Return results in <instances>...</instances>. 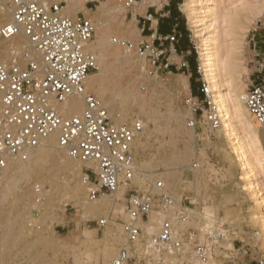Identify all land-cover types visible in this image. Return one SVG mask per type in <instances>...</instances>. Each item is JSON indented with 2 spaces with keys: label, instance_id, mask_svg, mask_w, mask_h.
<instances>
[{
  "label": "bare ground",
  "instance_id": "bare-ground-1",
  "mask_svg": "<svg viewBox=\"0 0 264 264\" xmlns=\"http://www.w3.org/2000/svg\"><path fill=\"white\" fill-rule=\"evenodd\" d=\"M84 1L66 0L68 4L62 9L66 14L72 15L77 11H82L95 25L94 35L85 47L96 56L98 70L96 73L88 75L83 94H91L96 97L108 109L114 122H122L128 118H133L131 114L135 113L141 123H143L142 129L138 132L132 144L136 172L131 181L122 184L115 193L104 194L96 199H90L86 185L83 183V174L73 168L76 165L84 167L85 164L69 157L63 149L57 147L54 135L48 137L43 144L34 148L26 159H9L7 165L0 169V205L12 199L14 206L10 213H4L0 210V264H14L16 257L22 264H39L37 263L39 260L37 254L31 253L37 244L41 243L47 248L66 246L65 244L61 246L60 243L54 240L51 226L49 227L47 224L38 229L35 222L33 223L29 217L30 210L32 208L38 209L39 207L38 220L40 223L49 221L51 225L54 221H61V218L55 212L60 202L77 208L81 218L96 217L97 224L100 227H104V236L100 240L96 239L95 236H90L93 234L90 231L84 230V234L90 236L89 241L98 246L94 263L92 264H109L108 260L110 261L117 254L119 246L121 248H130V256L135 252H141L146 254V256L150 253L157 259L163 254L164 264H199L194 257L195 241L211 243L214 251L219 252L220 248L223 247L221 243L225 241L226 236L222 240L212 241L206 237L204 229H198L196 235L190 233L191 239L187 241L185 234L187 233V226L191 223L189 215L193 214L192 210L188 209V219L185 221L180 220L172 212V208L179 206L180 209L181 199L176 194L182 188L180 185L181 178L185 171L188 169L195 172L201 170V167L194 169L190 165H185L189 159L191 148L185 147L184 150H178L176 145V142L180 140L189 145L195 139L196 129L194 126L196 123L194 126L189 125V121L194 117L192 106L189 105L187 108L182 109L176 104L177 95L167 91L166 86L161 81L148 75L139 76L140 70H145L144 57H138V55L136 57L135 54L137 52L135 50L127 53L122 50L124 47L113 42L115 38L130 39L134 44L137 43L141 35L133 23L134 14L129 22L125 15L127 11H133L139 5L145 8L150 0H141V2L136 0L131 7L126 6L127 0H101L93 10L86 8ZM194 2L195 0H187L183 7L189 11V21L193 28H196L199 26L200 19L196 18L195 14L197 11L193 8ZM212 2L214 3V1ZM10 17L11 14L8 11L0 13V25L8 22ZM193 35L197 45L199 68L210 93L212 104H214L220 119L219 128L204 127L203 129L206 132L208 142H210V134L220 135L221 130L228 127L227 120L229 118V112L219 93L220 80L218 78V70L213 67L218 50V41L215 34H209L204 37L202 33L195 30ZM24 49H29L33 56H36V53L22 33L9 38L0 37V62L15 60L19 64L24 65L25 60L21 57ZM122 52H125L126 55L122 56ZM134 56L136 57L135 59ZM232 79L234 81L233 90L236 92L237 117L245 120L244 125L254 139L264 141V131L262 135H258L257 122L253 120L254 117L246 108L243 100L245 91L239 87L235 76L234 78L232 76ZM140 81L147 82V89L143 94L138 92V83ZM180 81L182 88L188 91L189 83L186 78L181 77ZM83 94H72L63 103H56L58 113L63 116L80 113L84 103ZM162 101L165 102L166 107V114L164 115L158 110V106ZM185 116H190L192 119L186 122ZM164 132H168L169 139L167 141H161L158 137ZM259 136L261 137L260 139ZM155 146L158 149L167 148L168 154L164 157L158 153L147 154L148 157L145 156L138 161L137 155L144 154V151H148ZM239 147L235 148V152L237 161L239 160L240 163L242 178L247 181V183L245 182L246 185H252V177L256 167L253 168L251 164L252 161H255V158H248L246 151ZM256 159L264 169V146L263 151H259ZM49 160L50 163L46 165L45 162ZM157 166L165 168L158 173L156 171L154 174L148 172L151 168L154 169ZM57 169L69 170L73 179L65 180L63 186L53 184L46 191L44 184L51 179L52 175L54 176ZM78 175L80 176L79 180L77 179ZM150 178H158L162 187H158L154 183L149 185L151 183L148 184L147 181L148 179L150 181ZM33 180L35 182L32 183ZM5 181L8 182L6 188L3 186ZM151 181L153 182V180ZM261 184L263 183L261 182ZM35 185L44 188L38 194L40 199L37 202H35V199L34 201L26 200L25 198L35 194ZM239 185L241 187L242 185L245 186L244 183ZM132 186H138L140 191H150L154 196L148 213V220H138V225L144 231L141 234V239L144 238L145 242V245L140 249L141 239L130 247L126 245L123 225L117 223V219H124L125 221L128 219L122 201L126 190ZM262 186H258L255 197L257 194L260 195L259 193L263 189ZM22 187L27 192H21L20 189ZM161 191L173 198V205L159 204L158 200H160ZM30 193L32 194L30 195ZM157 196L158 198H155ZM259 199L258 201L256 200L257 206L249 209L248 219L252 223L254 232H248L247 235H250L249 237L251 238V243L254 242V247L255 245L258 247L256 243H260V248L258 247L256 252L258 257L264 259V253H261V251H264V215L262 214L264 212L259 210ZM165 219L171 222L172 230L179 241H181V245L170 253L158 248L146 250L145 248L148 247L151 236L158 233L160 225ZM101 221H103V224H100ZM27 236H31V240H28ZM193 239L195 241H192ZM58 242L60 241L58 240ZM153 257L152 259L154 260ZM144 260L148 262L149 259L145 258ZM125 264H129L128 261Z\"/></svg>",
  "mask_w": 264,
  "mask_h": 264
},
{
  "label": "built area",
  "instance_id": "built-area-1",
  "mask_svg": "<svg viewBox=\"0 0 264 264\" xmlns=\"http://www.w3.org/2000/svg\"><path fill=\"white\" fill-rule=\"evenodd\" d=\"M135 1L127 0L126 6L131 7ZM66 3V0H0V13L8 11L11 14L9 21L0 25V37L22 33L36 53L34 57L29 49H24L21 53L24 65L15 60L0 62V169L9 159H26L34 148L54 135L57 147L85 164L83 183L89 198L96 199L115 193L122 184L131 181L136 172L132 144L142 123L135 118L114 122L108 109L96 97L83 94L88 75L98 70L96 56L85 47L94 35L95 25L82 15L66 14L62 10ZM151 17V13L147 14L146 20L150 21ZM179 36L173 28L165 35L153 31L149 42L134 44L115 38L113 42L135 50L139 56L156 54L158 57L164 51L163 48L158 51V48L164 43L177 54L174 45ZM248 46L252 53L253 79L246 87L243 100L249 113L264 128V31L259 35L254 28ZM180 54V66L185 67L187 62ZM168 67L169 63L165 62L158 68ZM199 92L207 107L204 112L207 125L215 129L220 124L219 114L204 80L200 82ZM72 94H83V109L78 114L63 116L56 110V103H63ZM186 102L192 106L193 113L200 109L199 99L192 93ZM195 123L194 119L189 121L190 126ZM157 186L162 187L161 182ZM42 189L34 186L36 194ZM128 189V219L123 223V231L126 245L130 247L141 239L138 220L147 218L154 196L150 191ZM161 198L166 205L173 202L166 193H162ZM188 209L180 203V220L187 219ZM200 213L206 222L203 227L206 237L212 241L224 239L227 231L222 228V220ZM180 245L171 222L165 219L145 249L158 248L170 253ZM129 249L120 248L109 264H125L130 259ZM213 253L211 243L196 242L194 245V257L199 264H235L231 257H224V261L219 262ZM243 254L248 258L244 264H264L263 258L250 256L247 246Z\"/></svg>",
  "mask_w": 264,
  "mask_h": 264
},
{
  "label": "rangeland",
  "instance_id": "rangeland-1",
  "mask_svg": "<svg viewBox=\"0 0 264 264\" xmlns=\"http://www.w3.org/2000/svg\"><path fill=\"white\" fill-rule=\"evenodd\" d=\"M137 1L141 2V0ZM180 1V8L185 19V26L187 27L186 38L190 49V53H188L187 56L191 57L193 55V57L191 58L192 62L188 61V59L183 55L182 59L183 61L187 62V66L181 67L180 52L177 51V54H175L173 51H171L170 45L164 43L165 45H163V47L158 48V51H160L161 48H163L164 50L163 53H161L158 57L156 56V54H148L149 52L146 53L148 55H146L147 57L144 56L145 70H140L139 76L148 75L152 78L158 79L166 86L167 91L177 95L176 104L182 109L187 108L189 105L187 104L186 100L189 94L192 93L191 82L194 81V84H196V88L199 92L200 82L201 80H204L202 72L199 68L197 45L193 35L194 31H199L204 35V37L209 34H215L217 36L218 50L213 67L218 70V78L220 80L219 93L221 94L223 102L227 107V111L229 112V118L227 120L228 127L226 129H222L220 135H215L214 133L210 134V142H208L206 132H204L203 130L204 127L209 128L204 113L207 107L206 104L202 101L201 94H193L194 96L198 97L200 102V109H198V111L193 114V119L196 121V125L194 126L196 129L195 139L189 145L181 140L177 141L176 145L178 150H184L185 147H190V156L185 165H190V167H193L194 169H198L199 167H201V170L195 172L188 169L185 171L181 178L180 185L182 186V188L179 189L176 196L178 195V197H180L181 199L180 202L183 205H187L193 212L191 216L189 215L191 223L189 226H187L186 229L187 233L185 234V237L187 241L191 239L190 233L196 235L197 230L203 229L206 223L200 212L220 218L224 224L222 228L227 231L226 239L221 243L223 247L220 248V250L222 251H214L213 257L219 262H223L224 257H231L233 263L244 264L248 259L243 254V249L245 248V246L250 248V256L257 258L258 253L256 252V250L260 245V243H256L258 247H256V245L254 247V242L251 243V238L249 237L250 235L247 234L248 232H254L252 223L248 219V212L249 209H253V206H257L256 204L258 198L261 199H259V210L260 212H264V201H262L264 200V169L261 166V163L256 159L259 151H263L264 141H258L254 139L244 125L245 120L241 117H237V106L235 101L236 92L233 90L234 81L232 79V76L233 78L234 76L236 77L239 87L243 88L242 90L244 91L246 90V87L249 84L250 80L253 79V77L251 76L252 53L248 46V38L254 28L259 31V35L261 34V31H264V0H195L193 8L197 11V13L195 14L196 18L200 19L199 26L196 28H193L189 21V11L184 9L183 7L184 3L187 0ZM212 1H214V3ZM162 3L163 0H150L148 2V4H155L158 7H160ZM97 5L98 3L93 4L90 7L93 10ZM133 13L137 14L130 11L126 12L125 16L128 22L131 21ZM138 19L139 16L136 15L135 19L133 20L134 25L141 35L137 42H149L151 33L143 37L144 35H146V29L141 24H137L136 20ZM129 41L131 40L129 39ZM156 45L157 44L155 43V46ZM174 47L177 50L176 44L174 45ZM122 50L126 51L127 53L130 51H134L133 49H128L126 47L122 48ZM123 55H126V53L122 52V56ZM137 55L138 54H135L136 57ZM135 56L134 59L136 58ZM153 61H155V63H153ZM165 62L169 63V67L167 69L162 70L158 68L160 64H164ZM96 72L97 71L93 73ZM193 72H195L196 74V76L194 77H192ZM181 77H185L187 82L189 83L188 91L182 88V83L180 81ZM146 83V81H140L138 83L139 93L143 94L146 92ZM158 110L163 115L166 114L164 101L159 104ZM131 115L133 118L138 119V116H136L135 113H132ZM129 119L131 118H128L126 120ZM184 119L186 120V122H188L192 118H190V116H185ZM256 125L258 135H262L264 128L259 126L258 123ZM226 133L229 135L227 136ZM158 137L161 141H167L169 139L168 132H164ZM260 138L261 137L259 136V139ZM238 146L242 147V149L246 151L248 158H255V161H252L251 164L253 168L256 167L254 168L252 185H246L247 181L242 178L240 163L239 160L237 161L235 152V148ZM154 153H158L159 155L164 157L168 154V150L167 148L158 149L155 146L154 148H150L148 151H144V154L137 155L136 158L139 161V159H143L145 156L148 157V155ZM49 163L50 160L45 162L46 165H48ZM73 168L78 170V172L80 171L81 173H83V166L81 167L76 165ZM164 168L165 167L163 166H157L154 169L151 168V170L148 172L154 174L156 171L158 173ZM152 169L155 171H153ZM71 175L72 174L69 170L57 169L54 173V176L52 175L51 179L46 181V183L44 184V188L47 191L53 184L63 186L65 180L73 179V176ZM79 178L80 176L78 175L77 179L79 180ZM150 179L153 180V182L151 180L150 182L148 179V184L151 183L149 185L161 182L158 178ZM33 182H35V180H33L32 183ZM261 182L263 184H261ZM241 183H244L245 186L242 185L241 187L239 185ZM7 185L8 182L5 181L3 183L4 188H6ZM260 185H263V189L259 193L260 195L257 194V196L255 197L256 190ZM130 189L139 190V187L132 186L130 187ZM20 191L27 192V190H25L23 187L20 189ZM32 193H30V195ZM162 193L163 191H161L160 194ZM158 196L155 198H158ZM29 197L30 196L25 199L33 201L35 199V202L40 199V196L36 193L30 198ZM126 197L127 194L125 192L124 200L122 201L125 211ZM158 201L160 205L165 204L163 200H161V196L160 200ZM13 206L14 202L11 199L8 202H3L2 205H0V210L4 213H10V210ZM38 209L32 208L30 210L29 217L31 221L33 223L35 222L38 229L40 227L46 226L47 224L49 225V227L51 226L52 237L54 238V240H56L57 243H60L61 246H63L64 244L66 246L52 248H47L45 246V248L41 243L37 244L36 247L31 251V253H34L35 255L37 254V258L39 259L37 263H94V257L98 250V246L92 244L89 241V238L90 236H95L96 239L100 240L104 236V227H100L97 224L96 217L88 216L86 218H81L79 212L77 211V208H74L72 205L67 203L66 205H64L60 202L59 207L55 209V212L57 213V216L61 218V221H54L50 225L49 221L40 223V221L38 220ZM178 211L179 206L172 208V212L176 217L178 216ZM262 214L264 215V213ZM144 219L148 220V216ZM124 222V219H117V223L120 225H123ZM84 230H88L93 234L90 236L85 235ZM143 232L144 231L142 230V234ZM31 238V236H27L28 240H31ZM58 240L60 242H58ZM141 241L144 244L141 242L139 249L142 248L143 245H145L144 238H142ZM192 241H195V239H193ZM196 242L197 241H195V243ZM240 247L241 249L237 251L236 249ZM120 248L121 246L118 247V249ZM261 253L263 254L264 251H261ZM145 256L146 254L144 253L142 254L141 252H135L130 256L128 263L164 264V261L162 259L163 254H161V256L157 259L154 258L153 255H150V253L146 257ZM152 257L154 258V260L152 259ZM145 258L147 260L149 259L148 262L144 260ZM14 264H22V262H20L16 257V262Z\"/></svg>",
  "mask_w": 264,
  "mask_h": 264
},
{
  "label": "crops",
  "instance_id": "crops-1",
  "mask_svg": "<svg viewBox=\"0 0 264 264\" xmlns=\"http://www.w3.org/2000/svg\"><path fill=\"white\" fill-rule=\"evenodd\" d=\"M99 1L101 0H85L84 5L87 6L86 8L92 9L90 6L99 3ZM180 3V0H163V3L160 7L156 6L155 4H147V6L143 8L142 5H139L133 11L130 10V12L137 13H133L134 17H136V15L139 16V19L136 20L137 24H141L146 29V35L143 37L147 36L153 31L162 35L169 34L172 29L175 28L180 35L178 37V42L176 43L177 51L181 52L187 59H191V57L187 56V54L190 53V49L186 38L187 27L185 26V19L180 8ZM67 4L68 3H66V5ZM148 13H151L152 15L150 21L146 20ZM74 15H82L88 18L82 11H77ZM190 59H188V61ZM194 76H196L195 73L192 74V77ZM191 83L194 84V81ZM194 85L196 87V84Z\"/></svg>",
  "mask_w": 264,
  "mask_h": 264
},
{
  "label": "trees",
  "instance_id": "trees-1",
  "mask_svg": "<svg viewBox=\"0 0 264 264\" xmlns=\"http://www.w3.org/2000/svg\"><path fill=\"white\" fill-rule=\"evenodd\" d=\"M193 57V55L191 56V58ZM190 59V58H188ZM190 62H192V59L189 60ZM193 65V64H192ZM195 72H193L194 74ZM191 86H192V94L194 95H199L200 93L198 92V90L196 89L195 85L191 83Z\"/></svg>",
  "mask_w": 264,
  "mask_h": 264
}]
</instances>
